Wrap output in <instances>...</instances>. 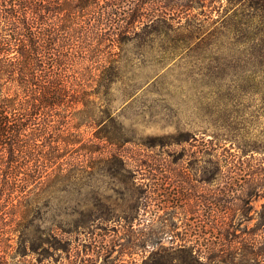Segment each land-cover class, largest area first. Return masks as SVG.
Returning <instances> with one entry per match:
<instances>
[{
	"label": "rangeland",
	"instance_id": "rangeland-1",
	"mask_svg": "<svg viewBox=\"0 0 264 264\" xmlns=\"http://www.w3.org/2000/svg\"><path fill=\"white\" fill-rule=\"evenodd\" d=\"M148 1V29L104 54L123 71L92 98L99 122L71 123L81 180L45 187L53 210L34 222L35 249L10 252L17 264H264V0ZM236 10L240 46L225 24ZM62 200L85 208L65 231Z\"/></svg>",
	"mask_w": 264,
	"mask_h": 264
},
{
	"label": "trees",
	"instance_id": "trees-1",
	"mask_svg": "<svg viewBox=\"0 0 264 264\" xmlns=\"http://www.w3.org/2000/svg\"><path fill=\"white\" fill-rule=\"evenodd\" d=\"M102 1L0 0V264H17L10 252L23 244L35 249L34 222L53 210L45 187L58 184L59 192H66L81 180L82 162L67 158L80 144L71 123L99 122L100 102L92 98L111 97L123 71L120 52L104 54L122 51L128 34L138 37L149 27L144 11L150 1ZM225 24L240 46L247 35L243 12L236 10ZM88 70L100 74L95 78ZM92 78L96 83L89 90ZM258 94L264 98V87ZM106 137L112 143L110 132ZM56 213L55 228L65 231V220L82 218L85 208L78 200H62ZM81 220L76 227L84 225ZM22 234L27 238L21 240ZM195 262L190 257L188 264Z\"/></svg>",
	"mask_w": 264,
	"mask_h": 264
}]
</instances>
